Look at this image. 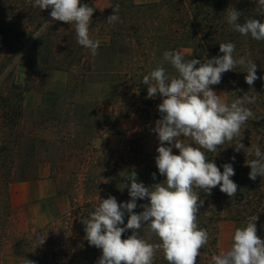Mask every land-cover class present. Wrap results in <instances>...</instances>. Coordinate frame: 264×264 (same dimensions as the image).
<instances>
[{
    "label": "trees",
    "instance_id": "obj_1",
    "mask_svg": "<svg viewBox=\"0 0 264 264\" xmlns=\"http://www.w3.org/2000/svg\"><path fill=\"white\" fill-rule=\"evenodd\" d=\"M81 2L92 7L87 0ZM33 3L0 0V264L5 256H11L17 264H27L28 260L34 264H98L102 249L89 244L83 223L98 205V197L113 196L118 203L129 201L125 172H134L137 182L147 187L165 180L155 163L158 154L152 156L145 151L148 139L158 138L154 128L162 118L158 111L162 98L159 94L148 98L143 76L161 63L168 75H176L175 69L163 61L165 51L186 52L185 60L203 62L223 55L219 44L227 42L235 44L234 57L246 56L256 64L258 79L248 85L247 69L238 65L224 73L218 85L210 87L221 89L231 101L256 96L254 104L245 105L255 119H249L242 135L219 146L217 153H206L221 172L224 164H232L235 175L230 179L238 188L234 197L221 192L219 186L210 195L200 192L203 204L198 225L210 238L200 249L196 264H210L211 256L219 254L223 222L246 225L250 216L257 215L256 228L264 239V177L250 179L247 164L255 159L254 153L249 155L253 146L264 152V40L242 36L227 22L232 8L242 13L237 21L241 25L247 18L264 22L257 0H107V7L94 12L89 26L90 37L100 42L96 55L77 43L74 25L54 21L51 8L40 10ZM116 5L120 19L108 23ZM55 73H63L66 80L59 89L42 93L47 102L45 116L30 126L24 119L25 95L41 92L45 80ZM92 87L109 91L106 100H96L94 117L97 106L105 100L111 116L126 121L125 140L118 154L107 155L93 145L96 137L89 138L86 133L100 129L94 121L85 119L84 106L71 99ZM49 125L57 131L50 152L44 148L48 182L53 197H63L68 207L43 229L17 239L11 189L34 177L33 156L38 144L47 142L38 140L35 134ZM239 142L244 148L238 151ZM172 150L179 154L175 147ZM136 203L134 212L138 214L143 208L140 199ZM127 219L125 213V224ZM146 233V227H142L140 236L147 239ZM131 234L132 230H127L122 239ZM41 240H45L42 245ZM149 242L160 241L153 235ZM153 264H167L162 252H157Z\"/></svg>",
    "mask_w": 264,
    "mask_h": 264
},
{
    "label": "clouds",
    "instance_id": "obj_2",
    "mask_svg": "<svg viewBox=\"0 0 264 264\" xmlns=\"http://www.w3.org/2000/svg\"><path fill=\"white\" fill-rule=\"evenodd\" d=\"M257 4L260 14L264 15V0H257ZM33 7L51 8V18L74 25L77 43L90 49L92 55L97 54L100 42L89 34L93 7L81 0H34ZM113 9L108 23L120 19L119 5ZM241 15L232 8L227 13L228 24L242 36L264 40V22L247 18L241 25L237 23ZM219 51L223 55L203 62L185 60L179 51H165L163 61L175 69L176 75H168L161 63L143 76L148 98L157 94L162 98L158 105L162 118L156 121L154 128L160 141L155 163L166 179L147 187L137 182L133 172L128 177L131 180L129 201L118 203L113 196L102 200L98 197V205L90 217L83 220L89 244L102 249L98 264H153L157 252H162L167 264H196L200 249L208 244L209 233L199 227L197 220L203 204L200 192L210 195L212 189L219 186L221 192L234 197L238 186L230 179L235 175L232 164H224L221 172L206 153H217L219 146L242 135L243 126L249 119H255L253 111L245 105L256 101V96L245 95L229 104L210 86L218 85L222 75L238 65L246 67L248 85L258 79L257 66L252 60L246 56L234 57V43H220ZM173 147L179 150L178 155L173 154ZM243 148L239 142L236 149ZM253 153L255 159L247 164L251 169L249 178L255 180L257 176L264 177V152L259 146H253L249 155ZM155 176L153 173V179ZM145 198L149 203L141 205L142 212L135 213L137 199ZM125 213L128 214L126 224ZM257 219V215L250 216L246 226L237 227L230 248L212 255L210 264H264V239L257 235ZM142 227L147 229V239L139 234ZM127 230H132V234L122 239ZM153 235L159 243L149 242ZM44 241L41 240L40 245ZM27 264L34 262L28 260Z\"/></svg>",
    "mask_w": 264,
    "mask_h": 264
},
{
    "label": "rangeland",
    "instance_id": "obj_3",
    "mask_svg": "<svg viewBox=\"0 0 264 264\" xmlns=\"http://www.w3.org/2000/svg\"><path fill=\"white\" fill-rule=\"evenodd\" d=\"M95 9V13L102 12L107 7V0H87ZM136 3L150 2L154 0H134ZM103 9V10H101ZM184 54H187L184 52ZM66 76L63 73H55L49 76L45 82L41 92H29L24 98V119L31 124L39 118H43L44 108L47 104L42 93L48 90L59 89L64 84ZM218 95H221L227 103L232 101L228 96L218 88H212ZM109 95L108 89L92 87L85 89L81 93H76L71 97L76 103L84 106L85 119L93 122L94 126L100 129H92L86 133L87 137H96L93 145L108 154H118L125 140L123 130L126 128V121L111 116V108L106 104V98ZM105 97L96 108V117H94V104L96 100ZM56 128L49 125L47 129L36 132L35 136L38 140L46 139L44 144H38L37 151L33 160L35 162L33 178L23 183H16L11 189V201L15 208V216L17 225L14 235L16 238H24L31 236L32 232L43 229L55 217L64 213L68 207L67 201L59 196L53 197V189L48 182L49 164L44 148L51 150L52 141L55 139ZM58 138V136H57ZM160 141L157 137H151L145 146V151L155 156L158 154L157 148ZM129 172L123 174L124 187L128 191L131 180L128 177ZM166 179V177H165ZM141 205L149 203L147 198L140 200ZM246 225L235 224L232 222H223L219 229V253L230 248L232 243V234L237 227ZM257 235L259 236L258 230ZM1 264H17L11 256L3 257Z\"/></svg>",
    "mask_w": 264,
    "mask_h": 264
}]
</instances>
